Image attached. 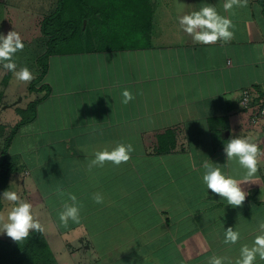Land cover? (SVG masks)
<instances>
[{
  "label": "crops",
  "instance_id": "obj_1",
  "mask_svg": "<svg viewBox=\"0 0 264 264\" xmlns=\"http://www.w3.org/2000/svg\"><path fill=\"white\" fill-rule=\"evenodd\" d=\"M177 3L175 16L160 10L152 21L159 28L142 44L51 55L34 115L9 142L18 170L7 190L14 179L58 264H208L213 255L234 262L259 234L264 156L252 182L241 185L240 207L207 189L202 165L241 180L236 160L224 166L227 141L248 137L264 151L263 126L251 122L264 100V8L259 0L232 12L225 0ZM205 5L232 20L230 42L196 43L180 28V16ZM245 88L253 93L249 108L239 103ZM124 89L135 97L127 105ZM117 143L133 145L131 159L90 172L95 152ZM59 191L83 204L81 224L61 226L67 195ZM96 192L102 204L93 201ZM228 227L240 233L235 244L224 243Z\"/></svg>",
  "mask_w": 264,
  "mask_h": 264
},
{
  "label": "clouds",
  "instance_id": "obj_2",
  "mask_svg": "<svg viewBox=\"0 0 264 264\" xmlns=\"http://www.w3.org/2000/svg\"><path fill=\"white\" fill-rule=\"evenodd\" d=\"M248 0H225L223 9L232 12L234 7H247ZM180 28L192 37L196 43L211 45L218 41L230 42L234 38V28L230 18L218 14L215 7L205 5L197 11L182 15L178 18ZM24 49V43L20 34L16 31H9L6 35L0 34V64L6 72L12 73L14 78L21 83L28 84L34 76L27 67L17 68L13 60L18 51ZM121 103L127 105L134 100L133 93L124 89L121 93ZM132 144L117 143L109 150L96 151L94 159L88 162V170L104 167L106 162L119 166L127 163L134 152ZM227 163L236 160L245 169V175L241 180L225 175L220 165L209 161L203 162V183L213 194L220 196L227 201L228 205L240 207L243 205L247 193L241 185L252 182L259 170L261 157L264 156L259 146L248 137L235 136L227 141L224 147ZM59 196L67 195V200L63 201L62 210L58 211V219L64 228L69 227V222L81 224V209L83 204L78 202L77 196L73 193L65 194L58 192ZM2 199L8 201L12 206L7 210L6 215L0 213V233H5L15 242H20L29 237L30 232H45V226L40 222L33 212V205L22 199L17 192L6 190L2 194ZM92 199L97 204L104 202L103 195L99 192L92 194ZM259 234L255 236L251 246L245 244L240 248V255L234 262L229 257L213 255L209 258L208 264H255L257 257L264 260V220L259 225ZM240 239V233L232 227L225 230V244H235Z\"/></svg>",
  "mask_w": 264,
  "mask_h": 264
},
{
  "label": "trees",
  "instance_id": "obj_3",
  "mask_svg": "<svg viewBox=\"0 0 264 264\" xmlns=\"http://www.w3.org/2000/svg\"><path fill=\"white\" fill-rule=\"evenodd\" d=\"M151 0H56L49 12L40 21V32L44 37L45 49L37 57L40 73L29 85L35 89V82L43 80L47 61L51 55L65 52H77L120 46L110 43L90 45L84 48L66 47L69 42H85L107 37L119 38L127 35H145L149 37L152 28V10H147ZM264 8V0H259ZM147 10V12H146ZM86 20L83 28V21ZM44 61L43 66L41 62ZM43 90L45 85L42 84ZM39 98L26 105L24 111H30L5 133V124H0V137L3 147L0 150V211L3 208L2 194L7 190L10 175L18 170L17 163L10 156L9 142L18 127L30 121L34 115ZM162 148L161 146H159ZM161 150H165L164 147ZM0 264H58L51 248L42 233L30 232L27 239L15 242L0 236Z\"/></svg>",
  "mask_w": 264,
  "mask_h": 264
},
{
  "label": "rangeland",
  "instance_id": "obj_4",
  "mask_svg": "<svg viewBox=\"0 0 264 264\" xmlns=\"http://www.w3.org/2000/svg\"><path fill=\"white\" fill-rule=\"evenodd\" d=\"M147 4V10H152V21H160V10L165 9L169 15L175 16L178 7V0H151ZM56 0H0V34L6 35L9 31H16L20 34L24 49L18 51L13 60L17 68L27 67L33 74L34 78L40 73V66L37 62V57L45 49L44 37L40 32L41 19L51 10ZM181 2V1H180ZM146 10V12H147ZM148 13V12H147ZM159 13V14H158ZM157 26H152L151 31ZM150 37L145 35H127L119 38L107 37L104 39H90L85 42H69L65 44L67 47L84 48L90 45L101 43L102 45L117 43L121 45L142 44L148 41ZM68 53V52H65ZM44 61L41 62L43 66ZM42 80L35 82V89L29 90V85L18 82L12 73L6 72L2 64H0V124H5V133H9L18 119L30 113L24 111L26 105L34 99V97L42 95L44 90L41 87ZM3 137H0V150L3 147ZM9 188L10 191L15 189V182L12 179ZM15 191V190H14ZM2 199V197H1ZM3 207L0 213L6 215L7 210L12 206L8 201L2 199ZM1 237L11 239L5 233H0Z\"/></svg>",
  "mask_w": 264,
  "mask_h": 264
},
{
  "label": "built area",
  "instance_id": "obj_5",
  "mask_svg": "<svg viewBox=\"0 0 264 264\" xmlns=\"http://www.w3.org/2000/svg\"><path fill=\"white\" fill-rule=\"evenodd\" d=\"M252 101H253L252 91L248 88L243 89L239 100L240 105L243 108H249ZM251 122L253 123L254 126H257L258 124H262L264 129V100L261 103L259 110L252 115Z\"/></svg>",
  "mask_w": 264,
  "mask_h": 264
},
{
  "label": "water",
  "instance_id": "obj_6",
  "mask_svg": "<svg viewBox=\"0 0 264 264\" xmlns=\"http://www.w3.org/2000/svg\"><path fill=\"white\" fill-rule=\"evenodd\" d=\"M85 24H86V20L83 21V28L85 27Z\"/></svg>",
  "mask_w": 264,
  "mask_h": 264
}]
</instances>
